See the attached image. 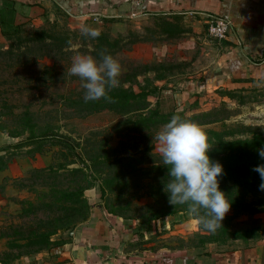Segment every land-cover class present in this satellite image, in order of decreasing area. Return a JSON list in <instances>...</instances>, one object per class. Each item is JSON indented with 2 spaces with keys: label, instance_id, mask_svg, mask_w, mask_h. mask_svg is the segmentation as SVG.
Instances as JSON below:
<instances>
[{
  "label": "rangeland",
  "instance_id": "obj_1",
  "mask_svg": "<svg viewBox=\"0 0 264 264\" xmlns=\"http://www.w3.org/2000/svg\"><path fill=\"white\" fill-rule=\"evenodd\" d=\"M82 26L101 35L85 37ZM189 29L177 15L78 23L52 11L0 34V264L33 262L95 201L134 219L155 246L202 252L264 238V191L252 170L264 164V83L238 90L201 84L189 61L193 48L183 47L181 60L173 48ZM147 42L173 54L147 58ZM101 51L119 61V85L108 92L112 102H86L83 82L67 70L73 56L99 60ZM174 115L203 128L210 159L223 166L219 188L231 207L215 232L164 191L169 168L153 137ZM254 135L261 140L250 147Z\"/></svg>",
  "mask_w": 264,
  "mask_h": 264
},
{
  "label": "crops",
  "instance_id": "obj_2",
  "mask_svg": "<svg viewBox=\"0 0 264 264\" xmlns=\"http://www.w3.org/2000/svg\"><path fill=\"white\" fill-rule=\"evenodd\" d=\"M52 11L78 23L93 15L136 19L180 16L191 31L175 40L173 48L180 50L176 53L180 60L186 58L181 53L188 51L183 47L193 48L189 61L202 78L201 84L238 90L264 83V0H0V34ZM220 15L227 16L230 25L222 39H211L206 35V22ZM148 44L141 52L147 58L159 60L173 54ZM145 238L134 219L95 201L60 243L24 264H264V238L202 252L155 246L144 242Z\"/></svg>",
  "mask_w": 264,
  "mask_h": 264
},
{
  "label": "clouds",
  "instance_id": "obj_3",
  "mask_svg": "<svg viewBox=\"0 0 264 264\" xmlns=\"http://www.w3.org/2000/svg\"><path fill=\"white\" fill-rule=\"evenodd\" d=\"M81 35L95 39L100 30L82 26ZM99 60L91 55L77 54L72 58L69 75L78 76L84 89L85 101L101 98L108 102V92L118 87L121 65L111 54L101 51ZM163 165L169 168L164 191L169 194L171 205L187 204L189 214L202 227L215 232L222 227V221L230 210L231 202L219 188L218 177L223 175V166L212 161L208 155L212 146L203 128L197 123L174 115L153 137ZM264 159V148L258 150ZM259 173V190L264 191V164L252 169Z\"/></svg>",
  "mask_w": 264,
  "mask_h": 264
},
{
  "label": "built area",
  "instance_id": "obj_4",
  "mask_svg": "<svg viewBox=\"0 0 264 264\" xmlns=\"http://www.w3.org/2000/svg\"><path fill=\"white\" fill-rule=\"evenodd\" d=\"M93 19H96L98 15H93ZM230 25V19L225 15L211 17L206 22V35L211 39H222Z\"/></svg>",
  "mask_w": 264,
  "mask_h": 264
},
{
  "label": "trees",
  "instance_id": "obj_5",
  "mask_svg": "<svg viewBox=\"0 0 264 264\" xmlns=\"http://www.w3.org/2000/svg\"><path fill=\"white\" fill-rule=\"evenodd\" d=\"M187 89V88H186ZM136 94L132 93V92H124V91H121L120 94H119V97H124V98H134ZM138 95V94H137ZM157 113H160L157 109H154L153 111V115ZM260 136L259 135H254L252 136V138L250 139V141L248 142V146L250 147H253V146H256L260 143ZM235 142H240V141H233V143ZM98 189L100 190V196L103 195V188L101 185H98Z\"/></svg>",
  "mask_w": 264,
  "mask_h": 264
}]
</instances>
